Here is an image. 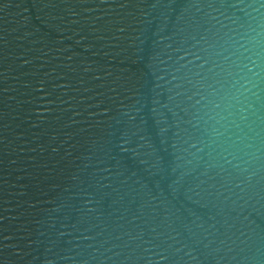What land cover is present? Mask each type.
<instances>
[{
	"label": "water",
	"instance_id": "95a60500",
	"mask_svg": "<svg viewBox=\"0 0 264 264\" xmlns=\"http://www.w3.org/2000/svg\"><path fill=\"white\" fill-rule=\"evenodd\" d=\"M0 264H264V0H0Z\"/></svg>",
	"mask_w": 264,
	"mask_h": 264
}]
</instances>
